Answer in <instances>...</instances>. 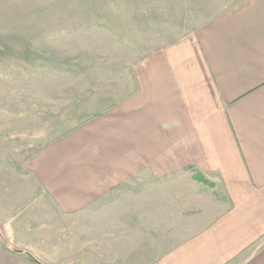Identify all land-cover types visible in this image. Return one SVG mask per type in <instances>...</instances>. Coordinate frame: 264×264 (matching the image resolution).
Masks as SVG:
<instances>
[{
    "label": "crops",
    "instance_id": "0c3cea01",
    "mask_svg": "<svg viewBox=\"0 0 264 264\" xmlns=\"http://www.w3.org/2000/svg\"><path fill=\"white\" fill-rule=\"evenodd\" d=\"M180 3L204 13L197 32L148 55L131 102L32 158L36 202L87 223L126 187L136 220L172 205L194 230L156 264H264V0ZM11 189L0 222L22 238L32 223L14 218ZM0 264L35 263L0 240Z\"/></svg>",
    "mask_w": 264,
    "mask_h": 264
},
{
    "label": "rangeland",
    "instance_id": "374dc122",
    "mask_svg": "<svg viewBox=\"0 0 264 264\" xmlns=\"http://www.w3.org/2000/svg\"><path fill=\"white\" fill-rule=\"evenodd\" d=\"M180 2L0 0V202L11 187L14 218L33 229L15 237L0 222L5 246L41 264H156L190 239L182 207L157 206L154 220H136L126 187L124 204L102 207L91 222L56 216L36 202L44 194L29 168L59 138L131 102L134 70L150 53L197 32L190 28L204 13H187V4L183 12ZM196 195L190 186V206Z\"/></svg>",
    "mask_w": 264,
    "mask_h": 264
},
{
    "label": "trees",
    "instance_id": "16d2710c",
    "mask_svg": "<svg viewBox=\"0 0 264 264\" xmlns=\"http://www.w3.org/2000/svg\"><path fill=\"white\" fill-rule=\"evenodd\" d=\"M11 250H13V252L20 254V255H27L31 261H33L35 264H41L39 261H37L33 256H31L30 254L24 252V251H18V250H14L13 248H11Z\"/></svg>",
    "mask_w": 264,
    "mask_h": 264
}]
</instances>
